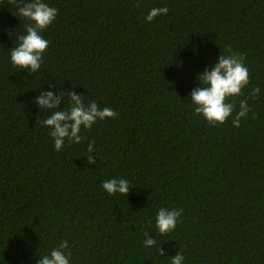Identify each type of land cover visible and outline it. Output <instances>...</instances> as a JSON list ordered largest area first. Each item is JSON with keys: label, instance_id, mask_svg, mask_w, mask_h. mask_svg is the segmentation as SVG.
<instances>
[{"label": "trees", "instance_id": "trees-1", "mask_svg": "<svg viewBox=\"0 0 264 264\" xmlns=\"http://www.w3.org/2000/svg\"><path fill=\"white\" fill-rule=\"evenodd\" d=\"M44 2L58 14L32 73L10 55L29 21L0 0V264H39L64 240L70 264H171L179 252L183 264H264V0ZM154 7L169 11L148 22ZM229 46L250 82L211 125L191 92ZM40 90L74 91L116 117L57 151L37 122L51 114L35 103ZM241 100L251 111L235 127ZM112 178L128 180V196L103 189ZM162 207L183 209L163 235Z\"/></svg>", "mask_w": 264, "mask_h": 264}, {"label": "clouds", "instance_id": "clouds-1", "mask_svg": "<svg viewBox=\"0 0 264 264\" xmlns=\"http://www.w3.org/2000/svg\"><path fill=\"white\" fill-rule=\"evenodd\" d=\"M10 5L17 9V16L25 18L29 23L25 25V32L17 36L18 45L11 48V62L14 66L22 69H30L32 73L41 68L43 54L48 48V40L41 33L56 19L58 10L49 6L44 0H8ZM139 7V3L136 5ZM167 7H154L146 16L148 22L153 21L157 16L167 15ZM199 85L191 92L190 101L194 106L197 115H202L211 125L225 123L236 107L228 102L232 97L243 94V89L249 84V70L245 66V57L234 52L231 46L228 47V54L219 56L218 61L204 72L198 74ZM55 87V85H50ZM260 93L259 87H254L250 93L256 98ZM68 96L69 102L66 109H61L63 96ZM83 95H77L74 91L62 92L57 96L54 92L40 90L35 103L40 110L48 109L51 113L44 119L37 122L49 128L50 136L54 139V147L60 151L67 140L68 145L80 143L84 138L80 135L81 128L91 129L97 120L115 118V110L104 107L100 109L95 101L87 105L82 99ZM239 112L233 118V125L240 126V119L250 111L247 100L239 103ZM94 144V142H93ZM93 144L88 145V152H93ZM96 163L92 155H88L87 164ZM108 194H129L130 185L128 180L123 178H112L102 184ZM183 214V209L160 208L156 214V227L161 235L172 232L176 228L177 219ZM156 245V239L145 233L144 246L151 248ZM68 241H62L58 247H54L49 253L42 254L39 264H70L71 253L66 254ZM159 254L165 256L161 247ZM171 264H183L184 256L179 252L171 257Z\"/></svg>", "mask_w": 264, "mask_h": 264}]
</instances>
